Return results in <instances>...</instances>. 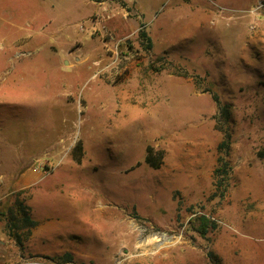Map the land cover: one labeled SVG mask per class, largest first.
<instances>
[{"label": "rangeland", "instance_id": "rangeland-1", "mask_svg": "<svg viewBox=\"0 0 264 264\" xmlns=\"http://www.w3.org/2000/svg\"><path fill=\"white\" fill-rule=\"evenodd\" d=\"M29 168L59 254L1 264H264V0H0V194Z\"/></svg>", "mask_w": 264, "mask_h": 264}, {"label": "crops", "instance_id": "crops-1", "mask_svg": "<svg viewBox=\"0 0 264 264\" xmlns=\"http://www.w3.org/2000/svg\"><path fill=\"white\" fill-rule=\"evenodd\" d=\"M62 1L67 5H74V2L77 3V0ZM3 174L6 175L5 173ZM7 175L8 177L5 178V183L2 184L4 189L1 190L0 194V203L3 206H7V208L13 205L12 202L7 203L8 197L13 196V198L15 197V199L18 198L22 200V193L24 194L29 188L33 189L37 187L38 183L43 177V173L36 168L9 172ZM33 197L34 196H28L27 199L24 198V200H26L24 201V204L29 207L30 215L36 222V225L32 229H30L28 235L22 238V245L20 247L19 245H17L15 240L7 234L5 221L0 218V264L3 254L8 255V257L16 256L23 251L25 252L26 249L30 250L29 252L31 253L37 254H59L58 251H54L51 249L53 247H61L60 243L51 244V242L55 243L61 240L60 235H64L63 230L68 223V217L64 212L56 216L53 214L52 216V212H43L38 213V215L36 216L33 212V209L35 207L32 205L35 200L32 199ZM49 242L50 244H48Z\"/></svg>", "mask_w": 264, "mask_h": 264}, {"label": "trees", "instance_id": "trees-1", "mask_svg": "<svg viewBox=\"0 0 264 264\" xmlns=\"http://www.w3.org/2000/svg\"><path fill=\"white\" fill-rule=\"evenodd\" d=\"M101 1V0H98ZM140 37L146 42L147 48L152 46L151 38L148 36L145 30L139 31ZM213 99L218 102V98L215 94H213ZM221 113L226 116L228 113L226 106L220 107ZM229 147V135H226L225 139L221 141L218 146V150L221 153L227 151ZM144 162L149 164L151 167L157 168L160 162H156L152 159L150 154H147L144 158ZM229 172V164L226 160H224L223 156L220 155L217 159V166L214 169V176L217 178V188L224 184L226 180V176ZM226 187V184H224ZM7 215L5 217V225L7 229V234L12 237L19 247L22 245V238L28 235L30 229H32L36 222L32 219L30 215V209L24 202L18 198L15 199L13 205L7 208ZM195 220L199 221L198 226L196 227V231L201 235L205 236L209 227H214L212 222L207 218L206 215L197 216ZM24 229V230H23ZM22 230V233H21ZM207 256L211 262L214 264H218V261L214 254L211 252L207 253ZM52 260L62 263V262H70L72 259V255L68 252L63 253L61 256L52 257Z\"/></svg>", "mask_w": 264, "mask_h": 264}]
</instances>
